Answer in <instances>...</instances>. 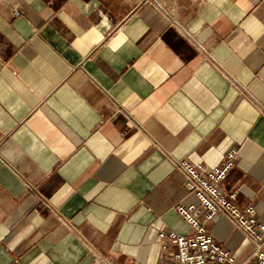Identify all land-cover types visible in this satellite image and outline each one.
<instances>
[{"label": "crops", "instance_id": "1", "mask_svg": "<svg viewBox=\"0 0 264 264\" xmlns=\"http://www.w3.org/2000/svg\"><path fill=\"white\" fill-rule=\"evenodd\" d=\"M231 150L220 189L264 224V0H0V264H171L175 163Z\"/></svg>", "mask_w": 264, "mask_h": 264}, {"label": "built area", "instance_id": "2", "mask_svg": "<svg viewBox=\"0 0 264 264\" xmlns=\"http://www.w3.org/2000/svg\"><path fill=\"white\" fill-rule=\"evenodd\" d=\"M236 157L237 152L231 150L224 163L212 169L191 165L186 160L175 163L185 176V189L196 197L198 205L175 207L176 213L189 226V235L158 233L159 241L167 240L176 248L170 258L171 264H234L233 256L217 245L206 229V224L219 215L227 218L253 244L252 254L242 264H264V224L257 220L256 210L252 205L238 208L236 195L220 189Z\"/></svg>", "mask_w": 264, "mask_h": 264}]
</instances>
